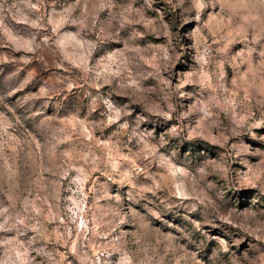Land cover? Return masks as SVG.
Segmentation results:
<instances>
[{
    "label": "rangeland",
    "instance_id": "1",
    "mask_svg": "<svg viewBox=\"0 0 264 264\" xmlns=\"http://www.w3.org/2000/svg\"><path fill=\"white\" fill-rule=\"evenodd\" d=\"M0 264H264V0H0Z\"/></svg>",
    "mask_w": 264,
    "mask_h": 264
}]
</instances>
